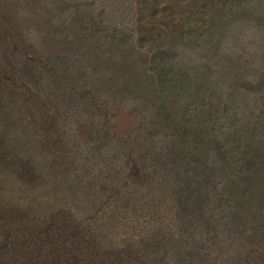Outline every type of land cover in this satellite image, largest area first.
<instances>
[{"label": "rangeland", "instance_id": "obj_1", "mask_svg": "<svg viewBox=\"0 0 264 264\" xmlns=\"http://www.w3.org/2000/svg\"><path fill=\"white\" fill-rule=\"evenodd\" d=\"M0 264H264V0H0Z\"/></svg>", "mask_w": 264, "mask_h": 264}, {"label": "trees", "instance_id": "obj_2", "mask_svg": "<svg viewBox=\"0 0 264 264\" xmlns=\"http://www.w3.org/2000/svg\"><path fill=\"white\" fill-rule=\"evenodd\" d=\"M248 141L252 140V138H247ZM251 141L247 143V146L244 148V151H243V155H242V158H241V162H240V165L242 167H255V165H257V161L258 159L255 157V154H254V148L251 147ZM250 144V145H249ZM241 167V168H242Z\"/></svg>", "mask_w": 264, "mask_h": 264}]
</instances>
